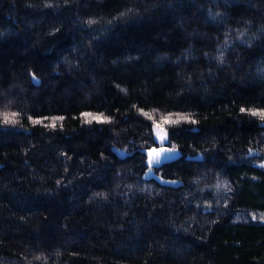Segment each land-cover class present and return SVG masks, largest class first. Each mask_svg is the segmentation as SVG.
<instances>
[{
  "label": "trees",
  "instance_id": "16d2710c",
  "mask_svg": "<svg viewBox=\"0 0 264 264\" xmlns=\"http://www.w3.org/2000/svg\"><path fill=\"white\" fill-rule=\"evenodd\" d=\"M252 111L264 0H0V264H264Z\"/></svg>",
  "mask_w": 264,
  "mask_h": 264
},
{
  "label": "water",
  "instance_id": "95a60500",
  "mask_svg": "<svg viewBox=\"0 0 264 264\" xmlns=\"http://www.w3.org/2000/svg\"><path fill=\"white\" fill-rule=\"evenodd\" d=\"M161 149H164V151L161 152L160 151ZM153 150H155V152ZM156 152H160L159 162H153L150 165L149 164V160H150L149 153H152V155H155ZM142 153L145 154V156H146V165L149 169V175L146 177V179L150 178L152 171L161 169L165 165L174 163V162H176L182 158V152L179 149L173 148L170 146L159 147V148L155 147L152 149L143 150ZM121 156L124 157V155H121Z\"/></svg>",
  "mask_w": 264,
  "mask_h": 264
},
{
  "label": "snow or ice",
  "instance_id": "6c2138e0",
  "mask_svg": "<svg viewBox=\"0 0 264 264\" xmlns=\"http://www.w3.org/2000/svg\"><path fill=\"white\" fill-rule=\"evenodd\" d=\"M94 21H89V23H93ZM241 111H245V109H241ZM252 115L256 116H260L261 119H264V111H260V112H256V111H252L251 113ZM15 113L11 114V117L14 118L15 117ZM85 117H91L92 120H96V121H101L102 120V116H93L91 113H84L83 114ZM144 115L148 116L149 119H151L152 117L148 114V113H144ZM5 121L8 122V120L10 119L9 116H5L4 117ZM58 119H62V118H58ZM106 119V118H104ZM179 119H187V117H179L177 120H172L171 117H164L163 118V123H176L178 122ZM36 123H39L40 121H35ZM194 122V121H193ZM153 123L155 124V127L157 129V135L161 136V139H163L164 137H166L167 133L166 131L161 127V124L156 123L155 121H153ZM55 122L52 123L51 127H55ZM155 152V150H153ZM161 152L164 151V149L160 150ZM150 156V160H149V164L151 165L153 162H159V158H160V152H156L155 155H152V153H149Z\"/></svg>",
  "mask_w": 264,
  "mask_h": 264
},
{
  "label": "rangeland",
  "instance_id": "374dc122",
  "mask_svg": "<svg viewBox=\"0 0 264 264\" xmlns=\"http://www.w3.org/2000/svg\"><path fill=\"white\" fill-rule=\"evenodd\" d=\"M237 218L239 220L253 221V222H263L264 214L261 213H240Z\"/></svg>",
  "mask_w": 264,
  "mask_h": 264
}]
</instances>
